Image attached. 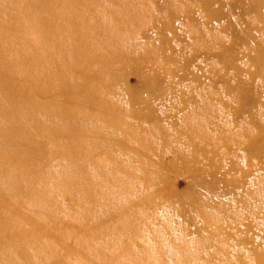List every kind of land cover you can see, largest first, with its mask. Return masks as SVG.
<instances>
[{"label":"bare ground","instance_id":"bare-ground-1","mask_svg":"<svg viewBox=\"0 0 264 264\" xmlns=\"http://www.w3.org/2000/svg\"><path fill=\"white\" fill-rule=\"evenodd\" d=\"M40 1L49 4L48 0ZM99 1L71 0L78 7L81 22L71 24L75 31L63 32L68 43L60 39L61 30L48 19H32L29 24L34 39L53 37L61 43L59 54L66 57L62 62L55 60L51 70L67 71L81 82L76 91L64 95L67 77L53 78L35 95L22 93L18 113L2 108V101L8 95L0 88V156L3 157L0 183L8 187L6 192L0 189V202L13 191L28 203L12 202V209L8 210L13 214L11 219L6 217L7 213L0 214V264H264L258 239L259 235L264 237V178L255 176L249 189H244L249 199L235 196L249 183L250 176L264 168V101L260 84H256V75L261 74L264 39L252 36L249 24L232 18L231 12L244 0H205L219 5L218 18L224 21V31L236 37V42L229 40V44L200 30L190 35L178 33L175 38L185 45L176 49L168 33H177L174 26L179 11L170 8L168 23L161 24L160 36L152 42L153 51L162 55L171 67L169 79L157 70L158 60H152L137 43L139 31L148 22L147 17L138 15L141 5L129 0L127 3L110 0L112 8L99 9L102 14L98 16L94 9ZM242 5L245 12L257 9L264 27L262 3ZM187 10L190 20H196L192 9ZM215 17L214 9L208 13V19ZM62 19L70 20L66 16ZM196 25L199 27L198 20ZM11 37L0 40V67L4 72L12 66L19 68L7 47L1 48L16 43L15 37ZM251 43L249 59L255 69L248 81L243 83L239 78L233 83L227 68L238 59V46ZM216 47L222 50L217 52ZM200 50L217 55L223 68L226 67L225 71L210 69V72L213 83L221 79L228 92L238 89L233 104L222 101L214 93L201 95L193 88L172 95L166 91L169 86L173 88L171 83L178 76L188 80L200 78L187 55ZM34 57L39 59L40 55ZM134 65L147 82L146 93L139 97H134L122 82L126 70ZM151 65L156 66V73L145 74ZM202 83V80L197 82ZM157 88L158 94L154 91ZM168 97L174 102L181 101L182 106H173L172 101L166 103ZM120 102L123 104L118 105ZM258 102L263 106L259 112ZM23 109L36 110L37 117ZM122 110L130 113L128 119L121 114ZM138 115L147 122L155 117L163 119L170 130L161 125L140 127ZM242 115L248 117L245 124L240 119L234 124L227 121L229 117ZM60 129L69 130L67 140L60 137L63 135ZM50 133L60 145L46 149L47 140L40 137ZM239 150L251 151L261 163H250L237 155L231 158L230 151ZM55 151H61L58 159L61 166L49 174L46 162ZM92 151H101V162L90 158ZM81 153L90 166L86 169L80 168ZM167 154L171 155L169 159ZM14 164L23 167L22 180L8 167ZM196 166L198 177L211 189V194L192 195L180 209L172 204L166 175L176 168L193 171ZM64 189L84 194L79 209L62 192L59 199L53 200V192ZM224 195L231 196L222 203ZM61 207L78 218L71 227L72 230L77 224L73 235H66L63 228L48 222L55 219L52 214ZM182 215L189 217L188 225L177 221ZM37 217L46 219L33 222ZM259 218L263 220L262 226L256 224ZM106 219L116 220L110 226L122 229L123 235L114 234L106 226ZM194 222L210 225H198L193 230ZM191 235H194L192 240H188ZM149 241L153 242L152 249L146 247ZM147 252L150 259L146 258Z\"/></svg>","mask_w":264,"mask_h":264},{"label":"rangeland","instance_id":"rangeland-1","mask_svg":"<svg viewBox=\"0 0 264 264\" xmlns=\"http://www.w3.org/2000/svg\"><path fill=\"white\" fill-rule=\"evenodd\" d=\"M123 1L128 2V0ZM129 1L136 5H141L139 7L138 15L140 17L148 18V22L138 33V38H140V40L137 41V43L152 60H158V64L160 66L157 70L162 72L166 79L171 78L169 74V70L171 69V67L167 65V62L163 59L162 55L153 51L152 42L156 41V38L160 36L159 27L161 26V24L168 23V19L170 17V8H174L179 11V14L176 13L177 19L175 21L174 26V28L177 30V33H168V39L172 38V41H174L173 45L176 49L180 47L183 48L182 46L185 45V43L176 39L175 36L185 33L186 35L199 33L200 30H202L203 33H205L208 37H214L220 42L223 41L225 44H229V40H236V37L227 35V32L224 31V21L219 20L218 18L220 13V9L218 8L219 5L214 2H212V4H208L205 2V0H138L139 2H137L136 0ZM143 1L148 2L146 4ZM47 2L49 4L41 3L40 0H0V40H5L7 38L12 39L11 36H14L16 42L14 44H4L1 48L6 46L9 51L10 57H12L14 62H17L19 66V68H13L14 66H12L10 71L5 72L0 67V88L5 89L8 95L2 101L1 106L3 109H6L9 112L19 113L20 104L18 100L19 96H21L22 93H26L28 95H35L36 91L39 88H43L47 84V82L52 80L53 78H59L60 76L67 77L63 84V93L66 96H70L74 91H76L77 85L79 86V83H81L73 79V76H70L67 71L64 72L63 70H59L60 73H57L54 70H51L53 69L51 68L52 65L56 64L55 60L62 62L66 57L65 55L59 54L62 45H60L61 43H59L58 40L53 37L52 39L48 40L47 37L44 40H42V38L36 40L30 33L32 32V28H30L29 24L32 19H48L58 29L61 30V32L58 33V36L63 37H60V39L65 40L68 43L67 39L64 37L63 32L75 31V29L72 28L71 24L77 23L79 25V22H81V16L77 13L78 7L73 2L71 3V0H48ZM243 3L246 5H249L250 3L260 5L262 3L264 11V0H244L241 3H238V7H235L234 10L231 12L232 18L234 20L244 21L246 24L250 25V34L252 36L263 40L264 27L262 25V21L259 17L257 9L245 12L242 8L245 7L244 5H242ZM109 8H112V2L110 0H100L94 10H96L98 12V16H100L102 13H99V9ZM118 9L121 8L118 7ZM118 9H116L117 12H119ZM187 9H192V15L196 20H198L199 27L198 25H196V20H190V14H188L189 16L186 15V12L188 13ZM214 9L216 10V17L214 19H208V13L210 11H213ZM65 16L69 17L70 20H63L62 17ZM105 18H102L101 20L105 21ZM224 20L229 21L227 19ZM190 41H192V39H190ZM251 48L252 43L250 44V46L247 44H242L236 49V52L238 53V59L233 61L227 68V75L232 77V80L234 81L233 83H235L237 81L236 79L239 78L242 80L243 83L248 81L250 78V73L253 71V69H255V66L251 63L249 59ZM214 50L220 52L222 48L216 47ZM67 54L68 53L66 51V55ZM34 55H40V58L35 59ZM187 55L191 60L192 67L197 69L200 78L195 77L192 80H188L186 79V77L184 78L182 76H178L175 78L174 82L171 83L173 85V88L169 86L166 91L170 95H172V93L174 92L178 93L184 89L189 91L190 88H193L195 92H201V95L205 96L207 93H214L215 96L220 97L222 101L231 102L233 104L238 89L234 88L233 93H230L226 90V85L221 79L217 80L215 83L212 82L213 75L211 74L210 69L214 71H225L224 69L226 68H223V65L220 62L218 56L215 54H208L203 50H200L195 53L189 52L187 53ZM262 58L263 60H260L261 74L256 75V84H260V95L262 97V100L264 101V57ZM154 73H156V66L151 65L145 74L150 75ZM79 79L80 78H78V80ZM199 80L203 81L201 85L197 84ZM122 82L123 85L128 90H130L131 94L134 97H139L146 93V90L144 89V87L147 86L146 78L144 74L138 70V67L136 65L126 70V73L122 77ZM154 91L156 92V94H158L159 88L154 89ZM106 95L111 98V95L109 93H107ZM112 96L115 97L116 95ZM119 99L120 98H117V100ZM171 101L172 100L169 99V97L166 98V103L170 104ZM120 104H123V102L118 103V105ZM172 105L176 107H181L182 103L181 101H179L172 103ZM256 109L258 110V112L262 111L263 106H261L260 102L257 103ZM22 111L27 112L34 117H37L38 114L36 110L31 111L29 109H23ZM121 114L124 115L126 119H128V115H130V113L127 114L124 110L121 111ZM138 116L139 117L136 118L141 123L140 127L142 126L144 128H157L159 127V125H161V127L165 130H170V126L163 119L155 117L151 118V122H147L145 117H142L140 115ZM238 119H240L239 122L241 124H245L248 121V117L244 115L236 118L229 117L227 121L228 123L230 122L234 124V122ZM75 123L77 124V122ZM55 128H57L59 131L58 124L55 125ZM248 128L250 129V131H252L250 125H248ZM72 129L73 127L70 128V132L72 131ZM28 133L30 134V132ZM61 133H63V135L60 137H63L65 140L70 137V135L68 134V129L61 130ZM49 135L52 134L50 133L46 135H41L40 137L41 139L47 140L46 149L50 146L55 147L60 145V142H56ZM230 152L231 158H234L237 155L238 158H244L250 163H261L259 159L254 158V154L249 150H239L235 153L232 151ZM107 154L111 155L112 153ZM60 156L61 151H55L53 153V156H48L49 160L48 162H45L48 164L49 174L58 171L59 167L61 166V159L58 161ZM90 156L93 161L97 162H101V158L103 157L101 151H99L98 153L97 151H95V153L92 151L90 152ZM80 157L82 158L80 162V168L86 169L90 167L88 165L89 163L84 160L85 158H83L82 153L80 154ZM170 157V154L166 155L167 159H169ZM119 158L120 162H124V158ZM2 160L3 157L0 156V161ZM8 167L11 170L16 171V173H18V176H20L21 180L23 179L24 176L21 175L23 167L21 165L14 164ZM197 168L199 169V167L196 166L193 171H182V169L176 168L167 173L166 188L172 192L171 200L174 206L182 209L186 201L188 202V198L190 196L202 194L208 196L211 194V189L207 188V186L203 184L202 179L198 177L197 174L199 170ZM258 170L259 169H257V171ZM255 176H260L261 178H264V168L258 171L257 175L250 176L249 183L245 185L242 189H239L240 192L235 193V196H237L238 199H240V197L242 198L241 200H244V197L247 199L250 198V195L245 196L244 189H249V187L252 185V182L254 181ZM0 189L6 192L8 190V187L6 184L0 183ZM53 190L54 189H52L51 191ZM107 191L109 192L110 190L108 189ZM107 191L103 193H108ZM61 192L67 194L70 197H68L69 202H71L74 207L79 209L78 205L80 204V201L83 200L84 194H80L75 191L69 192L65 189L60 191L56 190L53 192L54 201L61 197ZM230 196L231 195L221 196L220 201L223 203L225 200L229 199ZM14 201H20L22 204L28 205L27 201L23 197L14 194L13 191H10L7 194L6 199L0 202V214L7 213V218H13V214L9 213L8 210L12 209L11 204ZM255 203L257 205H261L260 201H256ZM60 205H63V203H60ZM52 215H54L55 219H48L49 223H53L55 226L63 228L66 235H73L72 231L75 229V226L77 224L73 227L72 230L71 227L76 222H78V218L76 215L69 214L67 209L63 207H61L58 211L54 212ZM262 215L263 214L261 213V216ZM206 217H209V215H207ZM141 218L142 217H140V219ZM187 218L189 217L182 215L177 217V221L182 225H188ZM197 218L199 219V217ZM42 219H46V217H37L34 219L33 222L38 223L42 221ZM112 221L116 220L106 219V226L111 231H113L114 234L122 236V229L116 230L115 228L110 226ZM202 224L210 225L209 222H194L191 226L192 229L195 230L198 225ZM256 224L262 226L263 220L260 218L257 219ZM193 236L194 235L188 237V240H192L191 237ZM222 236L223 233L220 237ZM220 237H217L216 240H220ZM258 239L261 245V252H264V237H262V235H259ZM221 243L223 242L220 241V244ZM146 247L152 249L153 242L149 241L146 244ZM26 249L29 250L30 248L26 247ZM146 258L150 259V254L148 252L146 253ZM85 261L86 259H82V262ZM97 263L102 264L99 262ZM249 264L251 263L249 262Z\"/></svg>","mask_w":264,"mask_h":264}]
</instances>
